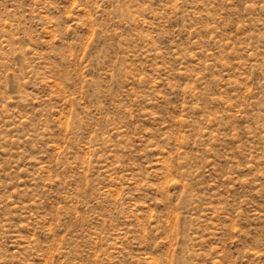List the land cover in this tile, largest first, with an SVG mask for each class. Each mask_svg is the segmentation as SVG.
Here are the masks:
<instances>
[{"label":"rangeland","instance_id":"374dc122","mask_svg":"<svg viewBox=\"0 0 264 264\" xmlns=\"http://www.w3.org/2000/svg\"><path fill=\"white\" fill-rule=\"evenodd\" d=\"M0 264H264V0H0Z\"/></svg>","mask_w":264,"mask_h":264}]
</instances>
